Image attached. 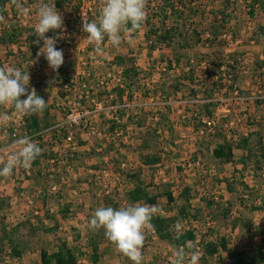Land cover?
<instances>
[{
  "label": "rangeland",
  "instance_id": "1",
  "mask_svg": "<svg viewBox=\"0 0 264 264\" xmlns=\"http://www.w3.org/2000/svg\"><path fill=\"white\" fill-rule=\"evenodd\" d=\"M40 2L41 0H12L11 7L6 5L9 11L8 16L0 15V28L14 25L16 22L27 24L29 20L36 24ZM51 2L53 3V0ZM145 2L146 8L149 9L152 3L154 6V4L162 3V0H145ZM103 3L104 0H86L83 6L91 7L93 12L91 18L97 21ZM186 7H192V5L188 4ZM195 7L196 12L199 13L198 19L203 18L198 11L205 12L201 21L198 19L195 21V28L201 34V41L194 44L190 41L191 46L181 48L177 40H174L170 46L163 44L162 47L155 48L151 55H146L148 46L144 37L145 33L134 36L126 31L122 34V42L118 47L111 46L110 41L105 37L100 46L101 51L97 52L94 45L87 43V34L79 32L77 26L74 25V30L77 29L78 32L65 30L66 17L71 16L70 10L56 8L62 16L63 29L52 30L51 36L58 37L56 47L63 51V56L66 58L64 62L83 58L84 64L77 68V72L80 73L72 75L75 80L76 78L87 80V76L93 70L106 71L94 75V81L89 82L91 85L95 82L101 83L99 90L92 93L95 101L100 102L101 110L93 111L97 121L95 116L92 117L89 113L84 119V127L73 128L72 134L75 137L71 140L66 139L58 143L49 130L42 133L44 139H31L40 147L44 159L50 160V162L43 160L39 164L41 175L38 177L33 176L32 170L27 175L24 167L14 169L11 176L0 177L2 202L0 206V264H42L41 250H46L49 254L53 253L62 240L85 253L84 256L78 257L77 264H93L89 258L91 249L88 238L90 236L95 237L98 242V264H133L113 243L108 241L102 228L97 229L101 232V237H97L96 230H89L87 225L97 207L116 205L119 209L132 204L150 205L143 202L128 204L124 201V191L134 184L129 177L134 172L139 175L151 193H157L156 206L160 209L159 213L173 218L170 228L193 229L198 242L224 238L227 242V251L219 249L218 254L206 256L207 264H235L229 257L231 250L246 251L248 247L260 245L264 253V241H262L264 211L252 209L264 196V167L261 166L263 162L259 163L261 168L258 169L254 157L241 148L242 138L248 136L250 132H254L251 137V146L256 154H260L259 145L264 143V102L262 105L259 103V100L264 98L262 87L264 82L260 84L261 81L255 79L252 71L254 57H264V36L255 41L258 35L257 28L264 23V16L258 10L253 17H249L245 0H200L195 3ZM223 9L225 14H230L229 22L212 40V44L208 45L205 41L209 36L210 21L208 19L211 18L213 21L214 15H220ZM180 10L187 12L184 7ZM216 11L217 13L210 14ZM150 13L151 11L148 14ZM178 14V12L173 14L167 23H171L172 20L179 22ZM146 18L148 19V16ZM190 21L192 22L193 19ZM154 22H157V19ZM147 28L145 26L144 31ZM223 34H227L230 39L227 40L228 37H223ZM189 35L190 38L186 37L187 40L192 38L193 33L190 32ZM4 47V45L0 46V60H2L0 68L7 69L14 65L17 59L12 56L6 63ZM115 55L122 56L126 62L125 65L134 62L140 73L151 74L149 79L142 80L141 75L139 80L133 81L135 89L148 92L147 97L138 93L132 99L133 101H130L133 104L130 108L133 112L137 111L135 113L137 117L134 120L140 119V113L149 112V115L148 120L141 121L143 122L139 125L141 129L134 125L127 127L122 138V140L126 139L123 145H120V141H114V138L103 135L109 125L107 121L109 117L103 114L107 110L109 115L112 113V109H108L110 107L109 90L117 81L118 71L125 68V65L120 68L109 63ZM176 56L180 58L179 63L175 61ZM233 56L234 61L229 59ZM228 60H230L229 63ZM220 61L224 62L225 67H221V70H228L231 67L230 77L224 71L217 73L218 71L214 70L212 64ZM213 70L217 75L222 76L221 81L219 78L216 79L215 73L211 74ZM230 80H234L233 83L235 82L234 85L238 89L235 100L231 99L234 95L228 87L231 85ZM43 82L45 84L48 80L43 79ZM136 84H139V87ZM33 86L34 80L29 82L30 89ZM103 86L107 88L103 89ZM50 91L47 89L44 92L51 94ZM159 91L160 93L156 94ZM58 94L61 95L57 101V110L61 114L58 120L60 121L72 107V103H65L64 92L60 85ZM168 97H170L169 101ZM209 97L214 98L212 101L215 107L207 105ZM23 98L26 97L22 96L21 99ZM134 104L141 105L144 112H139ZM83 107L87 112L94 110L89 102H85ZM159 110L160 115L156 113ZM11 111L14 113L10 112L13 119L7 125H3L4 134L8 135L13 128H16L17 134L19 128L23 129V115H20L14 107ZM254 117L255 121L256 118H260L263 124L260 134L255 133L258 126L251 121ZM208 118H214L218 122L216 135L200 132L204 128L203 121ZM233 118H241V122L234 128L223 127L229 119ZM102 123L105 125L102 126ZM91 126L94 130L101 131V135L87 134L85 128L89 129ZM154 128H159L158 133L161 131V137L157 138L152 132ZM161 128L164 131L160 130ZM223 128H225L224 133H221L219 130ZM19 135L20 130L18 137ZM223 135L227 139L230 138V144H233L232 158L218 159L212 154L213 148L223 142ZM3 140L0 139V141ZM82 142L91 147L87 150L90 151L87 155H85L87 151H83ZM2 143L3 147L11 145L7 148L9 153L18 151L20 148V145L16 143L5 144V141ZM73 145L75 149L71 148ZM1 148L0 167L9 155L4 150L1 151ZM73 151L77 153V159H72L73 163L64 169L63 164L67 159L73 158L70 156V152ZM155 154L161 156L158 164L151 166L141 162L143 156ZM88 157H93L95 162L85 164ZM260 158L259 156L258 159ZM49 168H54L55 172L50 171ZM57 177L60 178V183L55 185L53 181ZM167 188L176 198L172 206L170 205V211H165L168 205L164 191ZM209 201L214 202L213 207H216L214 206L216 204L220 206L216 210L217 215L214 220L209 218L215 212L208 207ZM185 202L189 204L188 215H179L177 208ZM64 204H69L66 218L60 211ZM12 228H15V231L11 233L12 239L17 241L22 252L20 257L10 255V247L3 237V229L10 231ZM48 228L54 229L47 231ZM178 247L184 248L188 256L193 250L199 255L202 253L200 249H194L192 244L186 247L172 245L167 240L158 238L147 228L141 249L142 264H171L174 259V250ZM199 264L202 262L199 261Z\"/></svg>",
  "mask_w": 264,
  "mask_h": 264
},
{
  "label": "trees",
  "instance_id": "2",
  "mask_svg": "<svg viewBox=\"0 0 264 264\" xmlns=\"http://www.w3.org/2000/svg\"><path fill=\"white\" fill-rule=\"evenodd\" d=\"M12 0H0V15L8 16V10L6 5H10L11 7V2ZM247 2V7H248V16L253 17L255 15V12L258 10L263 14L264 16V0H245ZM53 3L55 5V8L58 9H63V8H68L72 9L76 12L79 11V7L82 5L81 0H53ZM151 3V2H150ZM156 5V6H155ZM181 7H184V10H187V12H183L180 10ZM186 8V9H185ZM71 11V10H70ZM151 11L150 14H148ZM178 12L179 14V22H175L174 20L171 21V23H167L168 20L172 18V15ZM196 11L194 10L193 7H186V3H184V0H162V3L160 4H154L151 5V7L148 9L146 8V16H148V19L145 18L142 27L147 26V30L144 32V37L146 39V43L148 46V55H151L150 53L155 49V48H160L164 45L170 46L171 42L174 40H177L178 45L182 47L186 46H191L190 41H193V44L201 41V34L197 32V28H195V21L193 19L194 16L198 15L199 13H195ZM195 13V14H194ZM71 14V13H70ZM194 14V15H193ZM222 14V15H221ZM202 15V14H201ZM13 16H16V12L14 11ZM70 19L66 20L65 24L68 26V29L74 30V25L76 22L79 20V17L77 15L74 16H69ZM229 17L230 14H225V11H221L220 15H214L213 21L210 22L209 24V36L205 39V41L208 43V45L212 44V40L220 34L221 30L225 27V25L229 22ZM157 19V22H153V19ZM187 18V19H186ZM191 18V19H188ZM193 21L191 22L190 20ZM190 21V22H189ZM189 22V23H188ZM84 23V22H83ZM141 27V28H142ZM140 27L138 29H131L129 28L128 30L131 31V35L134 33L138 32ZM75 32H78L77 29L74 30ZM258 35L255 38V41H258L261 36H264V23L258 26L257 28ZM51 32L49 31L46 33L47 36H51ZM192 32L193 36H191V39H186V37L190 38L189 33ZM22 33H26L25 36V43L28 47L29 52L31 55L37 54L36 52L40 48V43L41 40L39 37L36 36L34 32V28L30 26H21L20 23L11 25V26H4L3 28L0 29V42L2 44L6 43H17L18 39L22 36ZM178 38V39H176ZM39 40V43H35V41ZM232 55V54H230ZM31 57V56H30ZM33 57V56H32ZM229 57V56H228ZM230 60L234 61V56L233 58H229ZM228 60V63L229 61ZM253 65H252V71L255 79H259L260 84L264 82V57H254L253 59ZM175 61L179 63L180 58L179 56H176ZM236 61V60H235ZM123 60L122 56L115 55L114 58L109 62L111 65H116L115 67H122L126 64V62ZM212 63V62H210ZM226 64V63H225ZM214 67V70L216 69L219 73V71H224L229 77L231 76L232 72L230 71V66H227L229 69L227 70H221V67H224V62L220 61L217 62V64H212ZM228 65V64H226ZM125 68L122 69L119 72V75L117 77V81L115 84L111 87L109 90L110 93V106H114L115 109L113 111V119H110V123L106 129V132L103 133L104 136L114 138V141H120V145H123V140L122 138L125 135V132L127 131V127L129 124L133 123L135 125H141L142 124V119L147 117L149 115V112H146L144 114H139L140 119L134 120L136 118L137 114H135L131 108H125L124 104L130 103V101L133 98V93L134 91H138L141 89H135L133 84V81L136 82L137 79L139 80V74L140 70L139 68L135 65V63L130 62L129 65H125ZM225 68V67H224ZM211 72L215 73L216 72ZM233 70V69H232ZM216 79L219 78L220 81L222 80L221 75L215 76ZM72 78V75L65 76L62 78L59 83L61 84L62 82H67ZM90 80V74L87 76V80H83L85 84H87L89 95L87 96V99H83L82 103L83 105L85 102L91 103V105L94 107L96 102L94 99V96L92 93L95 91L99 90V84L95 82L92 85L89 83ZM231 85H229V90H232L234 85L233 81L230 80ZM83 82V83H84ZM59 84V85H60ZM137 85V84H136ZM139 87V84L137 85ZM262 87L264 88V84H262ZM98 88V89H97ZM107 86H103V89H106ZM87 87L85 88V90ZM143 94L147 97L148 92L145 90H141ZM101 92H99L100 94ZM165 93V92H164ZM38 95L41 97V95L38 93ZM124 96V98H123ZM64 97V95H63ZM213 97H209V101L207 102L208 106H213L215 107V104L212 100H214ZM264 102V98L259 100L260 105ZM144 112V111H143ZM157 114L160 115V110L156 112ZM211 113V112H208ZM102 118V116H100ZM212 117V116H211ZM254 122L256 126H258L257 130L255 133L260 134V128H261V122L260 118H256L251 120ZM262 121V120H261ZM260 122V123H259ZM55 124V123H54ZM54 124L48 125L46 128H43L39 125V121L37 118L34 116H23L22 120V126L23 129L20 131V138L23 137H28L30 139H38L41 140L42 138V133H44V130L47 128L52 127ZM171 127V125H169ZM224 127V125H223ZM165 129V127H163ZM224 129H220L219 131L221 133H224ZM159 128H154L152 132L156 135L157 138L161 137V131L158 133ZM162 130V128L160 129ZM218 130V125L215 127V131L211 133V135H216V132ZM164 131V130H162ZM171 132V130H170ZM101 133V132H100ZM254 132H250L248 136L242 138V145L241 148L244 149L245 151L249 152L252 157H254L257 168L260 169L261 166L262 168L264 167V143H260L259 147V153L256 154L252 148V142H251V137L253 136ZM219 135V134H217ZM222 135V134H221ZM61 136V137H58ZM67 134L63 132V134L57 135L54 131L52 132V137L56 139V142L61 143L62 140L65 139ZM10 140L11 142L16 140L17 138H14L12 136V130H10ZM223 137V142L218 144L216 147L213 148L212 154L214 157L218 159H226V158H232L233 157V144H230L231 140L230 138L227 139L224 135ZM122 141V142H121ZM111 145V144H110ZM119 147V146H118ZM117 147V150H118ZM113 150V147H110V151ZM119 152V150H118ZM71 153V152H70ZM108 153V152H107ZM73 158L67 159L65 161V164H63L64 169L67 166H70L73 162L72 159H77V153L73 152ZM261 157L260 159L259 156ZM40 157H43V154H40L31 164L30 169L32 171H37L35 174L41 175L40 173ZM161 156L160 154H155V155H150V156H143L141 162L144 165H156L160 162ZM263 162V164L259 167V163ZM55 168V167H54ZM262 170V169H261ZM54 171V170H53ZM55 172V171H54ZM129 177L133 180L134 184L126 189L124 191V201L128 204L136 203V202H143L146 204L150 205H157V193L153 194L151 193L147 186H145L142 182V180L139 178V175L136 174L135 172L129 175ZM53 183L56 185L60 183V178H56ZM169 187V186H168ZM185 194V192H184ZM164 196L166 198V204L168 207H166L165 211H170L171 207L170 205L173 204L176 200L173 192L167 188L164 191ZM187 200V199H186ZM185 200V201H186ZM213 201H209L207 203L208 207L212 208V211L214 212V215L209 216L210 219L214 220L216 217L217 213L216 210L220 207L219 204H216L213 207L212 204ZM2 202L0 200V206ZM172 206V205H171ZM170 207V208H169ZM114 209H118L116 205L113 206ZM253 210H263L264 211V196L260 198L259 204L255 205L252 207ZM69 210V204H64L62 209L60 210L62 212V215L64 218H66V214ZM178 214L179 215H188L189 212V204L187 202L181 204L177 208ZM222 215L225 217V214L222 212ZM173 218L169 216H164L160 213L155 215L152 218L151 221V227H149L150 231H153V234H155L158 238L161 240H167L170 244L178 246L182 245L186 247L188 244H192L194 249H200V261L202 264H207V259L206 256L208 255H216L218 254V250L222 249L224 251H227V242L224 240V238H220L219 240H207L204 242L197 241V236L195 234V231L193 229H185V230H176L175 228H170V224L172 223ZM235 225V222H234ZM54 228H48L47 231H51ZM15 231V228H12L10 231H7L3 229V237L6 239L8 242V245L10 247V255L12 257H20L21 256V250L19 248V245L17 244V241L12 239L11 233ZM93 234V233H92ZM95 234L97 237H101V232H98L96 230ZM89 240V247L91 249V254L89 256L90 261L93 264H98V259H99V250H98V242L95 240V237L90 236L88 238ZM262 241L264 239L262 238ZM41 261L42 264H77L78 257L84 256L85 253L81 252L79 250H76L75 248L71 247L68 245V243L65 240H62L57 248V250L53 253H47L46 250H41ZM229 257L234 261L235 264H264V253L261 251V246H253V247H248L246 251H239V250H231L229 252ZM172 264V263H171Z\"/></svg>",
  "mask_w": 264,
  "mask_h": 264
},
{
  "label": "clouds",
  "instance_id": "3",
  "mask_svg": "<svg viewBox=\"0 0 264 264\" xmlns=\"http://www.w3.org/2000/svg\"><path fill=\"white\" fill-rule=\"evenodd\" d=\"M146 18L145 0H104L97 21H85L82 30L87 33L88 43L97 52L105 37L111 46L118 47L122 34L129 28L138 29ZM63 29V19L51 0H41L38 20L34 32L43 45L37 56L43 55L48 66L56 71L64 62L63 51L56 47L58 37L45 34L52 30ZM39 43V40L35 41ZM30 76L15 67L0 68V105H10L23 116L38 115L46 108V101L34 88L29 87ZM24 96L26 98L21 99ZM20 145L18 151L10 153L0 167V177H8L17 167L29 168L41 154L40 147L28 137L15 141ZM156 205L132 204L124 208L97 207L87 227L95 231L103 229L104 235L133 264H142L141 249L145 240V230L151 227L152 218L159 213ZM172 264H199L200 255L193 250L190 256L184 248H176Z\"/></svg>",
  "mask_w": 264,
  "mask_h": 264
},
{
  "label": "crops",
  "instance_id": "4",
  "mask_svg": "<svg viewBox=\"0 0 264 264\" xmlns=\"http://www.w3.org/2000/svg\"><path fill=\"white\" fill-rule=\"evenodd\" d=\"M196 2H200V0H198V1H195V0L194 1H192V0H187L186 1V0H184V3H186V5H188V4L189 5H192V7L194 8L195 11L197 10L196 7H195V3ZM199 7L200 8H203L201 6H199ZM221 11H224V9L221 10ZM198 12H200V14H202V16L204 18V16H205L204 10L203 11H198ZM213 13H217V11L216 12H210V14H213ZM260 14H262V13H260ZM198 18H199L198 15H196V16L193 17L194 20H196ZM203 18H201V19H203ZM201 19H198V21H201ZM208 20L211 22V18H209ZM154 21H156V20H154ZM20 25L21 26H30V27H33L34 28L36 24L34 22H31V20H29V22H27V24L26 23H23V24L21 23ZM141 27H140V29H139L138 32H136V33L133 34L134 36H137L138 34H140L142 32L143 33L145 32L144 31L145 26H143L142 28ZM1 28H3V26ZM126 32L131 33V31H129V30H127ZM25 36H26V33H22V36L18 39V42L17 43H6V44H2L0 42V46L1 45H4L5 46L4 47V49H5L4 52H5V56L7 57V60H6L7 62L6 63H8V59L10 57H12V56L13 57H16L17 62L15 61L16 63L14 65L10 66V67H15V68H17V69H19V70H21L23 72H28V74L30 76V81L34 80V86H33V88L36 90V92H38L42 96L43 99H45V101H46V108L44 109V111L42 113L38 114V115H32L35 118H37V120L39 121V125L43 129V128H46L48 125L54 124L61 117V114H60L59 110H57V107H58L57 101L61 97V95L58 94L59 81L62 78H64L65 76H68V75L70 76V75H74L76 73H80V72H77V68H78V66L84 64V62L82 61L83 58L82 59L80 58V60H77V59L73 60V59H71L67 63L66 62H63V64L60 66V68L58 70L53 71L48 66V63H47V61H46V59L44 58L43 55H41V56H37V54L31 55V53L29 52L28 47H27V45L25 43ZM50 37H52V36H50ZM40 44H41L40 47H42L43 40H41V43ZM39 49H38V51H39ZM89 53H91V52H89ZM146 55H148V54H146ZM113 58H114V56L111 58V60ZM64 59H66V58H64ZM0 61L2 62V60H0ZM3 69H6V68H3ZM101 70L102 69L98 70L97 72H96V70H93L91 73H89L90 74V78L93 80L94 75H99V74H102V73H105L106 72V71H103V70H102L103 72H101ZM81 73H83V72H81ZM141 75H142V78H141L142 80L149 79V76H151L150 73L147 74L145 72H141L139 74V76L141 77ZM80 77H82L81 74H80ZM43 79L48 80V82L44 84ZM46 84H47V86H46ZM47 89H50L51 90L50 92H51L52 95L50 93L49 94H47V93L45 94L44 91L47 90ZM141 92H142L141 90H138V92L137 91L136 92L134 91L135 94H134V96H133L132 99H134V97L138 93H140L143 97H146L144 94H142L143 92L142 93ZM157 93H160V91L159 92H156V94ZM50 96H52V98H50ZM170 97L167 98L168 101H169ZM49 98L51 100H49ZM123 98H124V96H123ZM186 100H188V99H186ZM131 101H133V100H131ZM134 106L136 107V109H139V112L144 111V108L141 105L134 104ZM3 107L5 109H3ZM7 107H9V108L7 109ZM11 110H13V107L10 106V105H0V139H4L3 141H0V148L4 146V144L2 143L4 141H5V144L6 143H11V144H14L15 143V141H12L11 142L8 134H4L5 133V129L3 127V125H7L9 123V121H11L13 119L10 116V112H11V114H14ZM90 111H91L90 116L94 117L95 114L93 113V109H91ZM136 112H134V113H136ZM95 118H96L95 121H97V117L96 116H95ZM141 119H142V121L145 122L146 120H148V115H147V117L144 116V118H141ZM107 121L110 123V120H107ZM142 124H143V122H142ZM104 125L105 124L102 123V126H104ZM133 125L135 127H138V128L141 129V127H139L138 125H135L133 123L129 124L128 127H131ZM22 128H23V126H22ZM19 130L21 131V128ZM41 139H44V138H41ZM125 140L126 139L123 140V143H126ZM7 146H9V145H7ZM82 148H83V151L84 152L87 151V150H89V149H91L90 146H87V144H85L83 142H82ZM1 150H2V148H1ZM89 152L90 151H87L85 153V155L89 154ZM111 153H112V151H111ZM109 154H110V152H109ZM43 160H46V161H49L50 162V160L44 159V156L43 157H40V163H42ZM94 162H95V160L93 159V157H88V158H86V161L84 163L85 164H92ZM49 169H50V171H53L54 168H49ZM34 175H36V177H38V175L35 174V172H33V176ZM20 178L22 179V177H20ZM53 188H54V186H53Z\"/></svg>",
  "mask_w": 264,
  "mask_h": 264
},
{
  "label": "built area",
  "instance_id": "5",
  "mask_svg": "<svg viewBox=\"0 0 264 264\" xmlns=\"http://www.w3.org/2000/svg\"><path fill=\"white\" fill-rule=\"evenodd\" d=\"M81 1H82V5L79 7V11L78 12H76V11H74L72 9H69V10H71L70 12H71L72 16L77 15L79 17V20L76 22L75 26H77L78 29H79V32L82 33V32H84L82 30L83 22H85V21L91 22V21H94V19L91 18L92 15H93L91 7H87L86 6V8H84V6H83L84 3L86 2V0H81ZM88 1H90V0H88ZM68 19H70L69 16L66 17V20H68ZM64 28H65L66 31L69 30L68 26L66 24H65ZM85 34H87V33H85ZM222 36L223 37H228L227 40L230 39L229 36H227V34H223ZM83 82H82V79L76 78V80H75V78L72 76V78H70L69 81H67V82L65 81V82H62L60 84V88L64 92L63 99H64L65 103L66 104L67 103H72V105H71L72 107H70L69 110L64 114L62 120L58 121L52 127L47 128L44 131H46V130H49L51 132L54 131L57 135L61 134V132H64L65 134H67V136L65 137L64 140H66V139L71 140L72 138L75 137L74 134H72L73 133L72 132L73 128L84 127V123H83L84 119L91 112H87L84 109V107H83L84 106L83 103H82L83 99H87V96L90 94L89 91H88L89 87L87 86V84H85V82L84 83ZM97 84L100 85L101 83L97 82ZM86 87H87V89L85 90ZM232 93H233L234 96L231 99L232 100L237 99V96H235V95L238 94V89L236 88V86L232 87ZM132 105H133L132 103H127L126 102L124 104V107L125 108H130V107H132ZM108 109L109 110L112 109V113L109 115V111L107 110L105 112V114H103V115L109 117V119L108 118L107 119L110 120V119L114 118L113 111H114L115 107L114 106H110ZM100 110H101V104L100 103H96V105L94 106V110L93 111L96 112V111H100ZM105 116H104V118H105ZM240 122H241V118L229 119L224 124V127L234 128V126H236ZM203 123H204V128L201 129L200 132L201 133L210 134V133H213L215 131V127L217 126L218 122H216V120L214 118H211V119L208 118L205 121H203ZM85 129L87 130V134H89V135H92V136H94V135L100 136L101 135V133H100L101 131L94 130L92 128V126L89 127V129H87V128H85ZM18 134H19V130H18ZM18 134H17L16 128H13L12 136L14 138L19 139L20 137H18ZM16 140H14V141H16ZM9 146H6V147L2 148L1 151L4 150L6 154L9 153L7 151V148H9ZM71 148L75 149V146L73 145ZM73 152H71V154H70V156H72V157H73V154H72ZM162 156H163V154H162ZM67 167H69V166H67ZM30 170H31L30 167L29 168H25V172H26L27 175L30 174ZM151 233H153V231H151Z\"/></svg>",
  "mask_w": 264,
  "mask_h": 264
}]
</instances>
